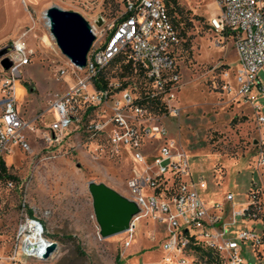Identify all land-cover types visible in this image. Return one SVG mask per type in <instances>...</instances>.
Returning <instances> with one entry per match:
<instances>
[{"label": "built area", "instance_id": "obj_1", "mask_svg": "<svg viewBox=\"0 0 264 264\" xmlns=\"http://www.w3.org/2000/svg\"><path fill=\"white\" fill-rule=\"evenodd\" d=\"M214 3L217 12L209 24L220 39H231L237 56L236 64L221 73L222 87L248 104L257 123L264 127L257 78L256 1ZM173 17L165 0H122L116 17L100 24L89 22L94 40L84 67L61 53L46 18L44 26L51 45H56L68 67L58 68L55 78L59 81L68 73L71 81H66L63 92L53 93L49 99L44 113L52 109L54 116L40 139L46 147H53L76 137L81 143H96V151L91 153L94 159H129L131 173L125 185L139 211L123 231L124 246L131 245L142 218L164 228L159 244L161 259L144 264H243L239 241L250 240L258 247L263 239L250 229H238L228 238L224 234L234 225L236 215L246 220L257 218L256 190L251 189L248 202L236 210L228 208L233 200L231 192L225 193L223 201L207 203L199 193L206 188L204 178L193 179L187 154L177 149L162 122L179 110L177 90L182 86L178 59L185 39L180 34L181 22L177 25ZM26 33L22 31L9 45L6 56L10 67L4 69L0 64V188L4 189L21 186L7 177L6 157L13 147L30 148L25 132H35L33 124L39 117L25 119L15 93V85L21 82L20 68L30 63L34 53ZM102 73L104 85L99 78ZM21 205L14 236L15 257H40L50 240L44 237L42 221L28 213L31 208L25 207L24 200Z\"/></svg>", "mask_w": 264, "mask_h": 264}, {"label": "rangeland", "instance_id": "obj_2", "mask_svg": "<svg viewBox=\"0 0 264 264\" xmlns=\"http://www.w3.org/2000/svg\"><path fill=\"white\" fill-rule=\"evenodd\" d=\"M176 17L185 31L179 57L182 86L177 90L176 115L162 119L177 149L187 154L194 180L202 176L207 185L231 190L233 209L246 202L250 189L256 190L257 218L244 225L246 217L235 216L224 238L237 229H250L264 235V127L254 110L233 92L223 89L221 73L233 67L235 49L229 38L220 39L209 19L217 10L214 0H177ZM50 6L76 11L90 23L110 20L122 8V0H0V49L27 31L26 41L34 53L30 63L20 68L18 104L25 119L39 116L35 132H25L30 148L13 147L6 157L8 170L20 188H0V264H144L158 261L163 226L148 218L138 223L129 247L125 234L107 237L99 234L89 183H103L132 200L125 181L130 175L127 157L94 159L96 143L79 142L71 137L63 145L46 147L41 131L53 118L44 113L53 93L63 92L67 75L55 78L58 68L66 66L65 57L47 33L44 11ZM51 45V46H50ZM264 86V69L258 75ZM32 87L28 90L22 81ZM83 141V139H82ZM99 152V150H97ZM148 161L151 158H147ZM221 169V170H220ZM224 176V180L221 179ZM224 181V182H223ZM220 186V187H219ZM24 200L44 227V237L55 242L45 257H15L14 236ZM244 202V203H242ZM264 241V236H263ZM243 264H264V242L239 241Z\"/></svg>", "mask_w": 264, "mask_h": 264}, {"label": "water", "instance_id": "obj_3", "mask_svg": "<svg viewBox=\"0 0 264 264\" xmlns=\"http://www.w3.org/2000/svg\"><path fill=\"white\" fill-rule=\"evenodd\" d=\"M45 17L49 20L50 31L55 38L56 44L61 53L69 60L84 67L86 54L94 40L90 30L89 22L78 12L63 10L57 6H50L44 11ZM65 21L77 25L80 31V38L75 43L69 40L63 32L62 23ZM11 47L0 49V64L4 69L11 65L6 54ZM32 87L30 88V91ZM89 190L93 198L95 216L99 225V234L107 237L125 231L128 228L130 218L139 211L138 206L118 192L103 183H89ZM55 249V242L50 241L45 252H40V257H45Z\"/></svg>", "mask_w": 264, "mask_h": 264}, {"label": "bare ground", "instance_id": "obj_4", "mask_svg": "<svg viewBox=\"0 0 264 264\" xmlns=\"http://www.w3.org/2000/svg\"><path fill=\"white\" fill-rule=\"evenodd\" d=\"M256 1V17H257V32H258V48H259V63L260 71L264 69V0ZM63 32H65L66 37L74 41L75 43L80 38V31L72 22L65 21L62 23ZM19 84L15 85L16 97L18 95ZM262 94V110H263V125H264V86L261 85ZM18 100V99H17ZM43 238V237H42Z\"/></svg>", "mask_w": 264, "mask_h": 264}, {"label": "crops", "instance_id": "obj_5", "mask_svg": "<svg viewBox=\"0 0 264 264\" xmlns=\"http://www.w3.org/2000/svg\"><path fill=\"white\" fill-rule=\"evenodd\" d=\"M236 61H237V56H236V53H235V60L233 61V66L236 64ZM221 170V169H220ZM221 179L224 180V176L222 177V171H221ZM224 182V181H223ZM220 187V186H219ZM251 190V189H250ZM249 190V191H250ZM227 192H231L233 193L231 190H229L228 188H226V186L224 185V188L221 189L219 188V191H217V189L215 187H213V185H211V187L209 185H206V188L203 189V190H199V193L201 195V197L207 202V203H213L215 201H223L224 199V195L225 193ZM249 194V193H248ZM248 194L246 195V199H247V202H248ZM235 195L233 193V199H234ZM246 202V203H247ZM244 203V202H242ZM245 203V204H246ZM244 204V205H245ZM233 204L230 203L228 204V208L232 207ZM259 219V218H257ZM253 219H244L243 220V223L244 225L247 224V222H252ZM238 230V229H237ZM236 231V230H235ZM264 236V235H263ZM263 236H262V239H263Z\"/></svg>", "mask_w": 264, "mask_h": 264}, {"label": "trees", "instance_id": "obj_6", "mask_svg": "<svg viewBox=\"0 0 264 264\" xmlns=\"http://www.w3.org/2000/svg\"><path fill=\"white\" fill-rule=\"evenodd\" d=\"M104 1H105V0H104ZM165 1H166L167 6H168L169 13H170L171 15L174 16V17H173V21H174L177 25H179V22H181V21H180V19H178V18L176 17V12H177V9H178V3H177V0H165ZM180 34L182 35V37H185V31H184L183 25H182V27H181V29H180ZM187 42H188V39L186 38V39L184 40V42H183V45H186ZM124 70H125L124 72H126V68H125ZM120 74L122 75V74H124V73H120ZM103 77H104V73H102L101 76L99 77V78H100V81H101V83H102V85L105 84V80H104ZM22 84H23V86H25L28 90H30L31 86L27 83V81H24V80H23V81H22ZM153 106H154V105H153ZM153 108H154V107H153ZM2 170H3V171L5 170V167H4V166H2ZM6 175H7L8 178L13 179V180H16V176L13 175V174H11V173L9 172V170H7ZM28 213H29L30 215H32V210H31V209H28ZM202 256H203V255L201 254V257H202ZM115 264H120V262L118 261V259H116Z\"/></svg>", "mask_w": 264, "mask_h": 264}]
</instances>
